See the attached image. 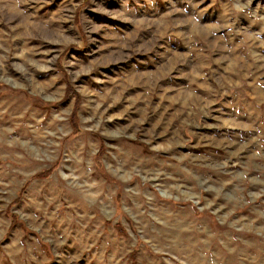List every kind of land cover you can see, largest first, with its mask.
<instances>
[{"label": "rangeland", "instance_id": "374dc122", "mask_svg": "<svg viewBox=\"0 0 264 264\" xmlns=\"http://www.w3.org/2000/svg\"><path fill=\"white\" fill-rule=\"evenodd\" d=\"M0 264H264V0H0Z\"/></svg>", "mask_w": 264, "mask_h": 264}]
</instances>
